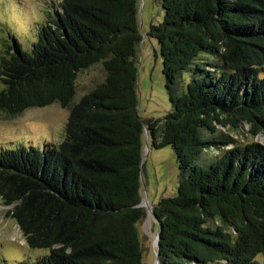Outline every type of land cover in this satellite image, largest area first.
Here are the masks:
<instances>
[{"label": "trees", "instance_id": "1", "mask_svg": "<svg viewBox=\"0 0 264 264\" xmlns=\"http://www.w3.org/2000/svg\"><path fill=\"white\" fill-rule=\"evenodd\" d=\"M161 6L163 21L145 35L160 47L172 104L161 120L138 111L137 0H62L30 52L3 29L0 112L69 110L58 146L0 151L8 216L29 248L50 250L35 264H144L145 126L180 169L176 196L154 208L159 263L264 264V146L225 151L235 142L218 129L247 124L264 136V0ZM98 65L103 80L74 104L80 75Z\"/></svg>", "mask_w": 264, "mask_h": 264}, {"label": "rangeland", "instance_id": "2", "mask_svg": "<svg viewBox=\"0 0 264 264\" xmlns=\"http://www.w3.org/2000/svg\"><path fill=\"white\" fill-rule=\"evenodd\" d=\"M62 0H0V52L1 42L5 39L4 31L15 38L24 52H30L32 44L38 40L41 29L46 26L60 9ZM138 20L143 41L138 48V111L140 117L147 122L152 119H163L171 110L172 104L166 89L163 75L160 47L156 40L145 36L152 24L164 19L161 0H137ZM264 73V68L262 69ZM103 80L100 65L80 75L78 93L74 104L78 103L83 94L91 90ZM190 75L185 72L178 80L177 88H186ZM2 85L0 83V90ZM69 117V110H63L54 104L45 108L30 109L22 115L10 118L0 112V151L17 148H36L58 146L64 136ZM219 133L230 137L235 146L241 148L256 143L264 146V136L251 135L250 127L243 124L238 130L218 127ZM143 135L144 151L142 158L141 205L146 217L138 228L143 249L144 264H160L157 259L158 234L160 226L153 212L162 198L174 197L180 182V169L176 154L172 147L156 149L149 136ZM223 151V150H222ZM221 151V152H222ZM214 153V154H213ZM212 154H220L215 150ZM206 158V156H205ZM202 164V163H200ZM13 208L5 206L0 199V264H35L48 256L50 250L31 249L24 240L16 222L8 216ZM152 209V211L150 210ZM233 233V232H232ZM160 242V241H159Z\"/></svg>", "mask_w": 264, "mask_h": 264}, {"label": "water", "instance_id": "3", "mask_svg": "<svg viewBox=\"0 0 264 264\" xmlns=\"http://www.w3.org/2000/svg\"><path fill=\"white\" fill-rule=\"evenodd\" d=\"M144 133H145V135H146V144H147L146 147H148L147 136H149V133H148L147 126H145V128H144ZM43 150H44V149H43ZM141 207H142V205H141ZM150 210L152 211L151 208H150ZM153 215H154L156 221L158 222V224H159V226H160V230H159V234H158L159 236H158V253H157V259H159V251H160V244H159V241H160L161 224H160L159 220L157 219V217H156V215H155L154 212H153Z\"/></svg>", "mask_w": 264, "mask_h": 264}]
</instances>
